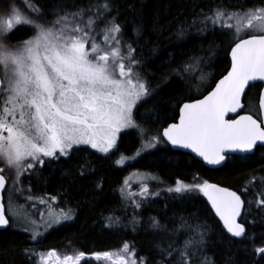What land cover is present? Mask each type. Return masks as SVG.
I'll use <instances>...</instances> for the list:
<instances>
[{
	"label": "snow or ice",
	"instance_id": "6c2138e0",
	"mask_svg": "<svg viewBox=\"0 0 264 264\" xmlns=\"http://www.w3.org/2000/svg\"><path fill=\"white\" fill-rule=\"evenodd\" d=\"M114 8V0H88L71 6L57 0L47 12L35 0L27 2L25 10L17 7L15 0L0 5V192L7 190L6 173L13 185L7 205L0 196V229L19 223L23 231L32 233L31 239L37 240L43 235L41 227L47 230L73 220L72 208H49L46 220L40 211L42 224L26 210L22 212L24 206L15 202L21 196L29 202L48 203L31 195L30 187L25 196L22 177L45 167L46 161L50 165L71 160L75 151L90 148L107 156L127 130H136L145 140V151L161 144L190 149L212 166L225 165L232 154H245L240 158L249 159L264 149V0L250 6L247 0H241L232 7L221 2L199 19L202 27L197 31L201 36L207 38L209 24L213 30H221L217 38L227 39L230 64L214 87L209 86L207 95L179 107L178 123H169L156 132L145 129L139 121L151 119L152 110L159 107L160 92L170 86L173 76L183 78L199 69V89L209 75L200 69L204 57L193 54L169 66L159 78L153 76L156 83H151L141 49L124 39V25L119 22V14H113ZM196 24L193 20L191 25H181L173 34L175 39L183 40ZM133 31L141 40L148 34L142 20ZM153 31L159 33L160 29L154 27ZM214 44L213 40L210 50ZM150 51L155 53L158 47ZM253 89L257 94L249 96ZM141 154L140 150L136 153ZM125 161L122 155L115 163L123 165ZM92 171L90 163L77 162L79 177ZM149 178L155 179L147 174L139 182V192L121 187L122 199L139 209L143 199L159 195L150 193L146 183ZM95 188L102 190V185ZM167 191L202 194L222 222L220 234H230L229 243L236 242L233 238L250 239L245 223L238 218L242 211L252 210V202L246 209L245 200L236 191L200 178H194L193 183L177 180ZM137 196L142 200L134 199ZM31 207L36 208V203ZM255 207L264 212V199L255 201ZM107 219V227L120 222L119 218ZM191 219L199 217L193 215ZM132 223L139 221L133 217ZM146 228L154 235L168 232L156 217H149ZM181 229L188 233L182 245L154 244L160 256L155 264H214L206 255L210 239L207 226L191 224L181 217L179 228L171 230L169 239L181 235ZM255 254L264 259V247L255 248ZM93 256L111 264H138L135 250L127 243L119 253ZM50 258H54V264H82L87 259L83 251L61 257L52 250L39 257L42 264H48ZM139 264L152 262L140 257Z\"/></svg>",
	"mask_w": 264,
	"mask_h": 264
},
{
	"label": "trees",
	"instance_id": "16d2710c",
	"mask_svg": "<svg viewBox=\"0 0 264 264\" xmlns=\"http://www.w3.org/2000/svg\"><path fill=\"white\" fill-rule=\"evenodd\" d=\"M6 2L0 0V5ZM35 2L43 5L47 12L57 0ZM65 2L71 6L73 3L86 4L88 0ZM221 2L232 7L241 0H114L113 14L118 13L119 22L124 25V39L141 49L151 83H156L153 76L159 78L169 66L178 65L193 54L204 57L200 69L209 72L212 78L206 90L200 92L196 91L199 69L192 75L185 74L183 78L173 76L170 86L160 92L157 98L159 107L152 110L151 119L139 121L145 129L152 132L160 130L173 120L181 102L203 95L226 72L229 66L228 41L217 38L221 30L218 27L213 30L209 24L207 38L197 31L198 27H202L199 19L204 14H210V10ZM258 2L247 0L249 6ZM25 3L26 0H15L21 10H25ZM141 20L148 32L142 40L133 31ZM193 20L197 24L190 28L186 37L176 40L174 32L181 25H191ZM154 27H159L160 32L153 31ZM213 40L215 44L210 50ZM153 47H158V51L152 53L150 50ZM257 91L253 89L249 96H255ZM143 143L145 140L136 130H127L121 134L117 148L107 156L88 148L86 151H75L71 160L54 161L43 168L38 167L34 174L25 173L22 177L25 190L30 187L34 197H56L59 203L74 210L75 218L47 230L37 240L13 226L0 230V264H41L40 255L52 250L61 257L83 251L87 259L82 264H111L109 261L104 263L103 259L95 260L93 254L120 252L125 243L135 250L138 264L140 257L155 264L160 256L154 244L162 243L166 247L173 243L180 246L187 239L188 233L183 229L181 235L169 239L171 230L179 228L181 217L191 224L207 226L210 239L206 255L214 264H264L261 255L255 254V248L264 247V221L261 220L264 212L255 207V201L264 199V187L261 188L264 182V149L257 150L249 159L231 156L225 165L211 169L192 156L171 150L163 144L145 151L142 149ZM138 150L142 153L140 156L136 155ZM122 155L126 158V164L117 165L115 161ZM132 157L135 160L129 164ZM77 162L90 163L94 171L79 177L76 173ZM132 170L155 177L154 182H147V185L150 193L159 192V195H150L143 200L135 197L137 201L142 200L139 209H135L130 200L122 199L120 193L123 179ZM194 178L237 191L245 200L246 209L248 202H252V210L243 211L240 219L245 223L250 239L233 238L236 242L229 243V234H220L223 226L207 206L202 194L180 195L167 191L177 180L193 183ZM259 180H262L261 187L257 186ZM97 184L102 185V190L95 188ZM6 197L7 194L5 204ZM193 215L199 219H191ZM108 217L119 218L120 222L107 227ZM133 217L139 223L134 225ZM149 217H156L168 232L154 235L146 228ZM25 250H28L27 253Z\"/></svg>",
	"mask_w": 264,
	"mask_h": 264
},
{
	"label": "rangeland",
	"instance_id": "374dc122",
	"mask_svg": "<svg viewBox=\"0 0 264 264\" xmlns=\"http://www.w3.org/2000/svg\"><path fill=\"white\" fill-rule=\"evenodd\" d=\"M27 2H31V0H26V3ZM25 3V4H26ZM204 73H206V74H209V72H205V70L203 69L202 70ZM197 72V69H194L193 70V74L194 73H196ZM200 74V71L198 72V75ZM197 75V74H196ZM197 75V76H198ZM211 77V74H209L208 75V77H207V80H206V82L205 83H203V84H201L200 86H199V89L198 88H196V91H200V92H202V91H204V90H206V88H207V86L210 84V82H211V80H212V78H210ZM115 150V149H114ZM135 159H134V157H132V158H130L129 159V161L131 162V163H133V161H134ZM46 164H47V161H46ZM126 164V163H125ZM133 174H137V175H135L134 177L135 178H132L131 176L133 175ZM128 173L126 176H125V178L123 179V184L121 185V187H125L126 188V185L124 184V181L125 180H128L129 181V185H131V184H133L135 187H136V185L134 184V183H137V182H140L142 179H144V176H146L147 174H144V173ZM6 175L8 176V187H7V190H6V194H7V197H8V194H9V190H11L12 189V187H13V185H12V181H11V177H10V175H8L7 173H6ZM129 177H131V178H129ZM148 182H154V179H149L148 180ZM262 182V180H259L258 182H257V186L258 187H261V183ZM22 186H23V188H24V185L22 184ZM175 186V185H174ZM174 186H172V187H174ZM137 187H138V190L140 191V184L139 183H137ZM255 187V186H254ZM261 188H263V187H261ZM121 189V188H120ZM139 191H137V192H139ZM132 192H136V190L135 191H132ZM170 193V192H169ZM28 194V192H27V190H25V196ZM150 196V195H149ZM148 196V197H149ZM6 197V205H7V201H8V198ZM50 197H53V196H51V195H45V197L43 196L42 198H44L46 201H48V203L46 204V205H41V204H39L38 203V201H32V202H29V201H27L28 203H25V201H24V196H21V197H19L18 198V200L17 201H15L16 203H19V204H21V205H23L24 207L21 209V211L23 212V211H27V213L33 218V219H35V220H37L38 222H40L41 224H42V221H41V218H40V216H39V212L40 211H43L44 213H45V217H44V219L46 220V219H48V216H47V212H48V209L49 208H52L53 210H55V211H58L59 209H61V208H63V209H65V210H67L68 208H71L70 206H68V205H66V204H64V203H59V200L56 198V200L55 201H52V200H50ZM137 197H139V196H137ZM24 198V199H23ZM141 198V197H140ZM141 200V199H140ZM32 203H36V208H35V210H34V212H33V210L32 209H29V208H32V207H28V205L29 206H31V204ZM72 221V220H71ZM67 222H70V221H62L61 222V224H63V223H67ZM60 225V224H59ZM56 226V225H55ZM58 226V225H57ZM14 227V229L16 228V229H18L19 231H23L22 230V226L19 224V223H17L16 224V226H13ZM29 227H32L31 225H29ZM47 230H49V229H47ZM47 230H45L43 227H41L40 228V231L44 234ZM23 232H25V231H23ZM26 234H28L30 237H31V235H32V233L31 232H25ZM113 253H119V252H113ZM42 254H46L45 252L44 253H42ZM52 260L53 259H49V261H48V264H52ZM104 263H106V262H108L107 260H102ZM110 262V261H109ZM41 264H42V262H41Z\"/></svg>",
	"mask_w": 264,
	"mask_h": 264
},
{
	"label": "water",
	"instance_id": "95a60500",
	"mask_svg": "<svg viewBox=\"0 0 264 264\" xmlns=\"http://www.w3.org/2000/svg\"><path fill=\"white\" fill-rule=\"evenodd\" d=\"M228 59H229V64H230V56L228 55ZM226 73V72H225ZM224 73V74H225ZM221 78V77H220ZM218 81V80H217ZM214 85H215V83H214ZM214 85L212 86V87H214ZM211 90V89H210ZM209 90V91H210ZM262 90H264V89H262ZM208 93V92H207ZM207 93H205L204 95H207ZM203 95V96H204ZM203 96L202 97H200V98H198V99H202L203 98ZM194 101V100H193ZM193 101H190V102H193ZM186 103V102H185ZM241 114H243V113H241ZM230 115H234V114H230ZM178 122H179V118H178ZM177 122V123H178ZM172 149H177V150H181V151H183V152H188V153H190L195 159H197L198 161H201L206 167H208V168H212V169H215V168H218V167H220V166H212V165H208V164H206V163H204L203 162V160L200 158V157H198V156H196V154L195 153H193V152H191V150L190 149H183V148H173L171 145H169ZM232 155H245V154H241V153H236V154H232ZM221 187H223V186H221ZM3 193L4 192H0V196H2L3 197ZM206 198V197H205ZM207 200V199H206ZM3 202V201H2ZM209 205V204H208ZM209 207L211 208V206L209 205ZM214 213V212H213ZM239 219V218H238ZM0 230H3V229H0Z\"/></svg>",
	"mask_w": 264,
	"mask_h": 264
},
{
	"label": "flooded vegetation",
	"instance_id": "af4514ba",
	"mask_svg": "<svg viewBox=\"0 0 264 264\" xmlns=\"http://www.w3.org/2000/svg\"><path fill=\"white\" fill-rule=\"evenodd\" d=\"M201 96H202V95H201ZM201 96H199V97H197V98H194V99H191V100H185V101L181 102V103L177 106L176 114H175L173 120L170 121V122H167L166 124H164V125L161 127L160 130L162 131V129H163L164 127H166L169 123H177V122H178V118H179V107L182 106L183 103L188 102V101H193V100H195V99L200 98ZM155 132H156V131H155ZM166 146L169 147L171 150H176V151L183 152V151H181V150L172 149L169 145H166ZM151 151H152V150H151ZM183 153H186V154L192 156V155H191L190 153H188V152H183ZM192 157H193V156H192ZM193 158H194V157H193ZM200 163H201V162H200ZM201 164H202V163H201ZM202 165H203V164H202ZM203 166H204V165H203ZM204 167H205V166H204Z\"/></svg>",
	"mask_w": 264,
	"mask_h": 264
}]
</instances>
